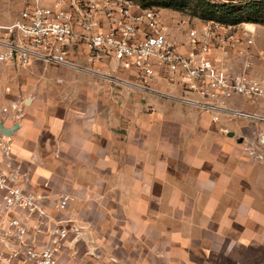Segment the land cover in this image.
<instances>
[{
    "label": "crops",
    "instance_id": "0c3cea01",
    "mask_svg": "<svg viewBox=\"0 0 264 264\" xmlns=\"http://www.w3.org/2000/svg\"><path fill=\"white\" fill-rule=\"evenodd\" d=\"M5 64L22 69L24 97L9 110L18 120L1 123L16 126L19 182L49 194V207L56 194L71 197L55 213L71 228L58 264H264V165L242 143L264 125L213 121L127 84L122 70L109 79L41 61ZM228 103L264 110L240 96Z\"/></svg>",
    "mask_w": 264,
    "mask_h": 264
},
{
    "label": "built area",
    "instance_id": "2783aa9c",
    "mask_svg": "<svg viewBox=\"0 0 264 264\" xmlns=\"http://www.w3.org/2000/svg\"><path fill=\"white\" fill-rule=\"evenodd\" d=\"M210 2L241 7L250 0ZM242 24L201 20L177 41L157 11L129 0H25L14 20L0 19V62L27 67L41 61L109 79L122 70L131 76L127 84L213 114V121L226 114L264 123V110L228 103L240 96L264 105V77L253 71L257 25ZM104 59L116 65L103 71ZM242 143L264 165V135ZM11 153V137L0 133V264H58L71 228L55 213L66 210L71 197L56 194L49 207V194L25 190L18 168H10Z\"/></svg>",
    "mask_w": 264,
    "mask_h": 264
},
{
    "label": "rangeland",
    "instance_id": "374dc122",
    "mask_svg": "<svg viewBox=\"0 0 264 264\" xmlns=\"http://www.w3.org/2000/svg\"><path fill=\"white\" fill-rule=\"evenodd\" d=\"M25 0H0V19L5 22H10L16 18L18 12L23 5ZM134 6H139L141 8H152L161 16L163 22L168 25V30L171 33L172 38L177 41H182V37H186L187 29L199 23L202 19L200 14L206 8V4H212L210 0H129ZM253 0H250L252 2ZM249 3V2H248ZM246 3V4H248ZM242 5L239 8L244 15L247 11L245 6ZM219 5V4H217ZM262 19L259 22H251L256 24V35L255 42L252 46L253 54V71L259 77H264V9ZM217 20V19H214ZM250 21L238 22L239 26L242 23H247ZM178 36V38H177ZM181 36V37H180ZM21 68L8 66L5 63L0 62V123L8 121V123H13L18 120V115L10 113L9 110H13V104L19 102L24 94L21 93L19 89V79H20ZM21 104H23L21 102ZM12 115V116H11ZM257 124L264 125L263 122H257ZM259 133L257 132L255 138L259 139ZM264 135V133H263ZM12 158L10 168H18L15 166V161ZM9 167V166H8ZM79 227L75 229L77 233L79 232ZM75 232L74 238L77 237ZM73 238V239H74ZM63 251V250H62ZM61 251V252H62ZM60 252V254H61ZM60 257V255H59ZM60 259V258H59ZM68 260L64 262L67 264Z\"/></svg>",
    "mask_w": 264,
    "mask_h": 264
},
{
    "label": "trees",
    "instance_id": "16d2710c",
    "mask_svg": "<svg viewBox=\"0 0 264 264\" xmlns=\"http://www.w3.org/2000/svg\"><path fill=\"white\" fill-rule=\"evenodd\" d=\"M247 11L242 15L239 7L206 4V8L200 14L202 20L217 19L224 22L238 23L245 19L250 22H259L263 16L264 0H253L245 6Z\"/></svg>",
    "mask_w": 264,
    "mask_h": 264
},
{
    "label": "water",
    "instance_id": "95a60500",
    "mask_svg": "<svg viewBox=\"0 0 264 264\" xmlns=\"http://www.w3.org/2000/svg\"><path fill=\"white\" fill-rule=\"evenodd\" d=\"M27 102V101H26ZM16 126L10 127V128H6L4 127L1 123H0V133L3 135H12V133L14 132ZM229 136H233V133H230ZM239 141H242V138H239Z\"/></svg>",
    "mask_w": 264,
    "mask_h": 264
}]
</instances>
